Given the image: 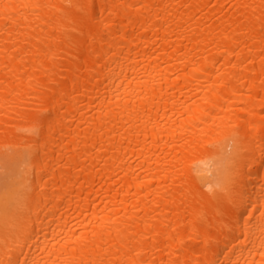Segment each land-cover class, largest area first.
Masks as SVG:
<instances>
[{"label":"bare ground","instance_id":"1","mask_svg":"<svg viewBox=\"0 0 264 264\" xmlns=\"http://www.w3.org/2000/svg\"><path fill=\"white\" fill-rule=\"evenodd\" d=\"M0 264H264V0H0Z\"/></svg>","mask_w":264,"mask_h":264}]
</instances>
